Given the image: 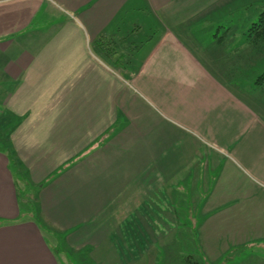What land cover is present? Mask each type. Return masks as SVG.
<instances>
[{
	"label": "crops",
	"instance_id": "1",
	"mask_svg": "<svg viewBox=\"0 0 264 264\" xmlns=\"http://www.w3.org/2000/svg\"><path fill=\"white\" fill-rule=\"evenodd\" d=\"M234 1L0 0V264H129L157 211L264 241V41L190 35Z\"/></svg>",
	"mask_w": 264,
	"mask_h": 264
},
{
	"label": "rangeland",
	"instance_id": "2",
	"mask_svg": "<svg viewBox=\"0 0 264 264\" xmlns=\"http://www.w3.org/2000/svg\"><path fill=\"white\" fill-rule=\"evenodd\" d=\"M231 5V8H221V6L219 7L216 4L217 11L213 15L204 18L198 16L199 19L190 27V35L196 37L195 41L200 48L206 49L211 45L213 37H216V34L217 36L226 34L228 39L226 43L228 44L233 37L236 39L231 42L233 45L236 42L242 41V37L248 36V29L258 20L260 13L264 11V0H235ZM183 24H188V22L178 24L177 27H185ZM197 50L201 52L199 49ZM262 68L264 70V64ZM260 73L256 76L258 77ZM1 140L3 141L2 138ZM0 146H3V144H0ZM22 194L23 197L26 196L24 190ZM141 212L144 214V211ZM146 218L147 216L144 217V219ZM153 218H155L154 215ZM131 220L135 223L133 224L134 227L132 226L133 234L136 240L140 241L138 243L135 242L137 247H130L127 250L137 256L139 255L140 258H137L136 261L131 259L129 264H187L186 256L189 254L205 261L206 264H239L249 254H254L255 251H251L249 254L238 255L237 251L241 246L246 244L243 243L230 248L219 261L208 259L202 248L199 247L197 240V228L202 221L200 211H157L154 223L157 235L155 242L146 238V234L148 236L149 233L145 232L146 224L144 222L143 224L138 223L134 217ZM150 236H152V233ZM55 237L56 240L62 239L57 235ZM48 239L55 241L52 237H48ZM151 239L153 240V238ZM253 242H259L260 245H264L263 240H255ZM242 250L241 248L240 251ZM259 251H264V249H259ZM64 252L66 253V255L64 254L66 257L72 259V253L69 254L66 249Z\"/></svg>",
	"mask_w": 264,
	"mask_h": 264
},
{
	"label": "trees",
	"instance_id": "3",
	"mask_svg": "<svg viewBox=\"0 0 264 264\" xmlns=\"http://www.w3.org/2000/svg\"><path fill=\"white\" fill-rule=\"evenodd\" d=\"M247 32H248V37L252 38L255 43H260L264 41V11L260 13L258 20L255 21L251 25V27L248 29ZM256 82L258 84L264 83V71L257 77ZM5 150H7L9 153L10 149L5 147ZM10 155L12 158V163L15 165V159L13 157V154L10 153ZM241 248L243 249L242 251H240ZM240 249L237 251V253H239L238 255L244 254L245 252H248V251L250 252L254 250H255L254 252L259 251V249H264V245L262 244L260 245L259 242H249L241 246ZM261 252H264V251H261ZM186 263L187 264H206L205 261L196 258L192 254H189L186 256Z\"/></svg>",
	"mask_w": 264,
	"mask_h": 264
}]
</instances>
